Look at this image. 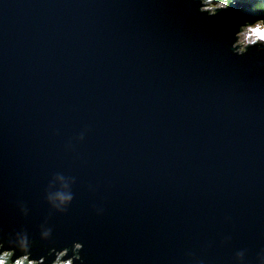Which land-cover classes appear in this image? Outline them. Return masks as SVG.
Returning <instances> with one entry per match:
<instances>
[{
	"label": "water",
	"instance_id": "obj_1",
	"mask_svg": "<svg viewBox=\"0 0 264 264\" xmlns=\"http://www.w3.org/2000/svg\"><path fill=\"white\" fill-rule=\"evenodd\" d=\"M262 18L240 0H0V228L37 236L63 177L51 242L69 256L257 264L264 54L232 49Z\"/></svg>",
	"mask_w": 264,
	"mask_h": 264
},
{
	"label": "clouds",
	"instance_id": "obj_2",
	"mask_svg": "<svg viewBox=\"0 0 264 264\" xmlns=\"http://www.w3.org/2000/svg\"><path fill=\"white\" fill-rule=\"evenodd\" d=\"M208 0H205L207 3ZM234 0H218L215 7L226 8L231 5ZM253 8H264V0H247ZM240 47H233L234 55H243L247 52L248 47H255L257 52L264 54V18L245 22L241 25L238 32ZM61 181L60 188L46 196L50 212L43 218L38 226V235L30 236L29 232L20 227L5 231L0 228V264H44L47 260L48 264H88L83 254V244L79 240H73L71 245L72 255H68V246H58L52 243L53 226L51 224L52 212L65 213L68 205L72 201V194L68 190V184L63 177H58ZM17 210L21 217L29 215V208L22 202H17ZM97 215L103 212L102 208L94 209ZM230 237H225L227 240ZM38 249L41 254L34 255L33 250ZM236 264H246L244 260V252L237 251ZM51 257V259H48ZM67 257V258H65ZM257 264H264V250L256 254ZM195 264H203L202 260L195 261Z\"/></svg>",
	"mask_w": 264,
	"mask_h": 264
},
{
	"label": "rangeland",
	"instance_id": "obj_3",
	"mask_svg": "<svg viewBox=\"0 0 264 264\" xmlns=\"http://www.w3.org/2000/svg\"><path fill=\"white\" fill-rule=\"evenodd\" d=\"M202 3L207 9L210 10L220 9V7H215V5L218 3V0H208L207 3H205V0H203Z\"/></svg>",
	"mask_w": 264,
	"mask_h": 264
},
{
	"label": "trees",
	"instance_id": "obj_4",
	"mask_svg": "<svg viewBox=\"0 0 264 264\" xmlns=\"http://www.w3.org/2000/svg\"><path fill=\"white\" fill-rule=\"evenodd\" d=\"M242 1L247 2V0H242ZM259 9H261V8H259Z\"/></svg>",
	"mask_w": 264,
	"mask_h": 264
},
{
	"label": "bare ground",
	"instance_id": "obj_5",
	"mask_svg": "<svg viewBox=\"0 0 264 264\" xmlns=\"http://www.w3.org/2000/svg\"><path fill=\"white\" fill-rule=\"evenodd\" d=\"M199 1H201V2H202L203 0H199Z\"/></svg>",
	"mask_w": 264,
	"mask_h": 264
}]
</instances>
